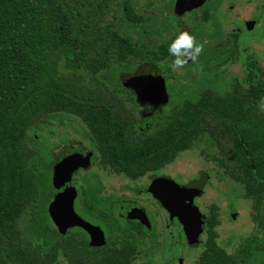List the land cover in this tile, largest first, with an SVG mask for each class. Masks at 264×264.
I'll use <instances>...</instances> for the list:
<instances>
[{
	"label": "trees",
	"instance_id": "trees-1",
	"mask_svg": "<svg viewBox=\"0 0 264 264\" xmlns=\"http://www.w3.org/2000/svg\"><path fill=\"white\" fill-rule=\"evenodd\" d=\"M170 6L142 14L133 0H0V264H32L19 261L14 250L18 244L23 251L30 248L23 238L49 202L48 163L33 154L31 135L60 122L63 115L85 120L112 109L109 102L87 98L97 93L94 86L105 84L98 74L134 72L142 63L156 67L162 58L173 62L170 45L158 38L161 18L167 15L158 14ZM206 14L202 11L200 24ZM237 54L232 50V58ZM213 71H206L212 84L207 76L188 78L191 95L183 93L184 86L175 90L167 85L169 108L162 113L160 138L116 147V168L127 163L151 168L148 162L159 152L168 162L186 150L200 149L240 185V197L253 202L255 228L228 254L217 242L218 209L212 206L204 249L195 264H264V112L258 107L264 79L247 59L243 76L228 84L218 82L223 79L220 70ZM164 75L166 80L172 77L168 69ZM222 138L228 148H220ZM228 153L232 164L224 165Z\"/></svg>",
	"mask_w": 264,
	"mask_h": 264
},
{
	"label": "flooded vegetation",
	"instance_id": "flooded-vegetation-1",
	"mask_svg": "<svg viewBox=\"0 0 264 264\" xmlns=\"http://www.w3.org/2000/svg\"><path fill=\"white\" fill-rule=\"evenodd\" d=\"M170 3L168 12H161L162 16L167 14L160 22L158 38L162 42L166 41L170 45L179 35L176 31L166 30L171 25L168 21L171 14L176 15L178 25L184 27V11L191 23L188 26L189 32L194 22L200 24L202 11H207L201 26L205 27L204 31L209 36L219 38L220 45L226 49L225 52H219L220 48L215 49L219 55L213 57H222L221 62L217 63L212 57L210 64L205 62L200 65L206 68L202 69L204 77L207 76L206 71L214 74L213 69L220 68L218 72L224 79L227 68L238 65L242 77L243 61L246 59L259 71L264 68L261 53L257 51L254 55L255 44H252V40L255 38L247 34L259 23L255 22V16L245 19L242 11L244 8L233 13L230 28L223 30L215 17L220 0H171ZM250 6L255 14H264V0H260L258 7H252L253 4ZM159 9L164 11V6ZM242 21L250 25V31L245 29ZM261 37L264 40V34ZM244 39L249 44L246 56ZM232 50L238 53L235 59L231 56ZM170 63L162 58L156 67L142 63L135 67L134 72L119 71L114 76L111 71L98 74L97 80L106 79L103 82L105 84H102L103 87L94 86L97 93L87 98L109 102L112 109L96 111L97 117L85 120L75 114L63 115L60 123L63 121L62 124L66 125L55 126L51 122L50 126L43 129L45 143L35 145L32 152L44 157L48 163V179L51 184L49 202L38 224L31 225L30 231L23 238L24 244L30 245V248L23 251L18 244L14 250L18 253L19 261L27 259L32 264L196 263L204 249L207 220L212 207L209 205L205 210L199 202L207 185L203 181L197 182L200 185L198 188H201L198 191L197 186L192 187L189 183L197 180L196 176L183 181L176 173H169L167 167L176 157L164 162L161 152L148 162L151 168L130 166L129 163L123 169L116 168L119 165L116 147L130 148L144 140L160 138L164 125L161 107L170 98L167 85H171L169 80L172 77L166 80L164 75L166 69L169 75H173ZM191 64L193 62L189 61L184 67L188 75L191 72L186 69ZM144 70L157 72L164 79L166 102H153L134 91L131 82ZM241 77L230 76L224 85ZM191 78L193 80L192 75ZM206 79L208 83L213 82ZM200 81L203 83V79ZM213 150L217 148L213 147ZM223 174L222 170L220 176ZM220 176L217 178L223 181ZM59 194L72 197L73 212L80 223H68L60 229L55 225L49 207ZM219 225L215 227L216 231Z\"/></svg>",
	"mask_w": 264,
	"mask_h": 264
},
{
	"label": "rangeland",
	"instance_id": "rangeland-1",
	"mask_svg": "<svg viewBox=\"0 0 264 264\" xmlns=\"http://www.w3.org/2000/svg\"><path fill=\"white\" fill-rule=\"evenodd\" d=\"M133 1L136 10L139 13L144 14L146 13V10L149 8H154V7L161 8L166 4H170L171 0H133ZM251 4H253L252 7H258V5L260 4V0H254L253 3H251V0H220V4L215 12V17L220 28L223 30H228L230 28L231 22L233 21L232 18L233 13L243 8L244 10L242 11H244L245 13L244 15L245 19H251L253 16L257 17L255 22L258 21L259 25H257L252 32H249L247 34H251V36L255 38L252 40V44L253 45L255 44L253 49V51H255L254 55H256V52L259 51V53H261L260 58L263 59L262 62L264 64V40L261 39L262 34H264L263 33L264 14L263 13L255 14V11H253V9L250 6ZM158 15L160 18L162 16V13H159ZM168 18H169L168 19L169 23H171V25L168 26L170 27L169 31H176L177 33H180L182 31H188V26L191 23L188 15L184 11L182 16V21L185 22L184 27H180L178 25L176 15L171 14ZM241 24L245 25V29L247 31L251 30L249 29L250 25L244 23V21H242ZM204 29L205 27L201 26L199 22L197 23L194 22L192 24V27L189 29V34L195 37L197 45L202 44L204 49L201 55L198 57L197 63L195 62V64L194 63L191 64V66L188 67V69H186L191 72L193 78L202 75L203 73L202 69L205 66L201 67L200 65H204L205 62H209L210 64L213 55L215 54L216 56L219 55L218 53H216L218 50L215 49L220 47V39L219 38L215 39V37L209 36L208 32L204 31ZM244 40L245 41L243 47L245 51L244 55L246 56L248 54L249 44L248 41H246V39ZM170 70L173 75L172 78L169 80V83L171 85L174 84L175 86L174 89L177 90L178 88L184 86L186 88L183 90V93L185 95H191L193 89L189 87L190 83L188 82V78L190 80L192 79L191 75H188V72L186 73V71H184L185 70L184 68L181 69L179 72H174L171 69V67ZM259 74L264 79V68L260 69ZM230 76L241 77V67L238 65L227 68L226 76L224 77L223 75L224 79L223 81H220L222 82V85H224V82H227L229 80ZM207 78L211 79L212 81L214 80L213 78H211V76H207ZM161 108L163 111H165L168 110L169 106L167 104H164L162 105ZM62 123L63 121L61 123L56 120L52 121V125L55 126L66 125V123L64 124ZM45 138L46 135L43 133L40 134L33 133L31 135V139L35 145L45 143ZM219 146L221 149L225 147L228 148L229 145L226 138H222L221 142L219 143ZM199 151L200 149H195L193 151L176 155L175 160L171 163V165L167 167L168 172L176 173V175H178V178H180L183 181L187 179H192V177L196 176L197 180L193 181V183L189 182L191 186L194 185L197 186L198 188L200 185L198 186L197 182L199 181H203L205 185H207L204 196L202 199L199 200V202L202 207L206 208L205 210L208 209L207 206L209 205L217 207L218 220L220 223V225L218 224L219 227L217 228V233H218L217 241L220 247H222L228 254H231L233 252V249L238 245L239 241L242 238L249 235L255 228V225L251 218V215L253 213L252 210L253 202L243 200L240 197L242 194L240 185L230 180L224 174H223L224 177L223 175L221 176L223 181L217 178L218 176H220V174H222L223 168L222 170H220L214 164L213 161L204 158L201 155V153H199ZM213 151L214 153L216 152L215 150ZM225 164L227 165L232 164L231 153H228L226 163H224V165Z\"/></svg>",
	"mask_w": 264,
	"mask_h": 264
},
{
	"label": "water",
	"instance_id": "water-1",
	"mask_svg": "<svg viewBox=\"0 0 264 264\" xmlns=\"http://www.w3.org/2000/svg\"><path fill=\"white\" fill-rule=\"evenodd\" d=\"M131 86L139 96L148 98L153 102H166L167 100L164 79L157 72L142 71L132 80ZM200 189L198 188V191ZM49 213L59 229L68 223L71 225L80 223L73 212L72 197L67 194L56 196L49 207Z\"/></svg>",
	"mask_w": 264,
	"mask_h": 264
},
{
	"label": "clouds",
	"instance_id": "clouds-1",
	"mask_svg": "<svg viewBox=\"0 0 264 264\" xmlns=\"http://www.w3.org/2000/svg\"><path fill=\"white\" fill-rule=\"evenodd\" d=\"M203 45H197L195 37L187 31H182L173 40L168 48L169 54L174 57L170 67L174 72H179L189 61L195 63L203 52ZM261 112H264V98L258 104Z\"/></svg>",
	"mask_w": 264,
	"mask_h": 264
}]
</instances>
